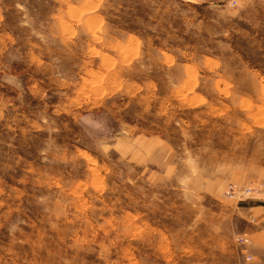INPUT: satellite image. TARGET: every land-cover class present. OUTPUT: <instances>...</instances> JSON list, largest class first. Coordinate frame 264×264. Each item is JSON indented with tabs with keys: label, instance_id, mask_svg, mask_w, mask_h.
<instances>
[{
	"label": "rangeland",
	"instance_id": "1",
	"mask_svg": "<svg viewBox=\"0 0 264 264\" xmlns=\"http://www.w3.org/2000/svg\"><path fill=\"white\" fill-rule=\"evenodd\" d=\"M0 264H264V0H0Z\"/></svg>",
	"mask_w": 264,
	"mask_h": 264
}]
</instances>
